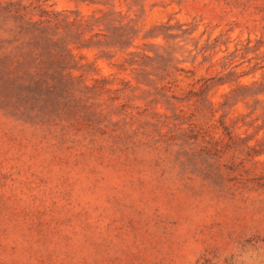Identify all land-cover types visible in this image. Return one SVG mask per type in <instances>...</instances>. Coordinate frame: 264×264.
Masks as SVG:
<instances>
[{
    "label": "rangeland",
    "instance_id": "1",
    "mask_svg": "<svg viewBox=\"0 0 264 264\" xmlns=\"http://www.w3.org/2000/svg\"><path fill=\"white\" fill-rule=\"evenodd\" d=\"M0 13L5 52L18 14L96 25L68 46L87 90H0V264H264V0Z\"/></svg>",
    "mask_w": 264,
    "mask_h": 264
},
{
    "label": "trees",
    "instance_id": "2",
    "mask_svg": "<svg viewBox=\"0 0 264 264\" xmlns=\"http://www.w3.org/2000/svg\"><path fill=\"white\" fill-rule=\"evenodd\" d=\"M14 18L18 21L15 38L5 41L12 44L13 50L5 52L0 47L1 91L6 87L11 91L28 94V98L33 100L36 96L56 98L63 92L72 93L77 89L89 88L79 86L82 76H75L73 71H82L85 67L80 66L73 58L68 46L71 43L83 44L85 33L95 29L94 22L81 18L70 25L56 17L33 22L19 14ZM124 20L117 13L109 12L95 23H102L107 29L121 30L128 28ZM69 26L74 29V42H70L68 36L62 32ZM117 39L120 46L128 43L123 36ZM78 47H85V44Z\"/></svg>",
    "mask_w": 264,
    "mask_h": 264
}]
</instances>
